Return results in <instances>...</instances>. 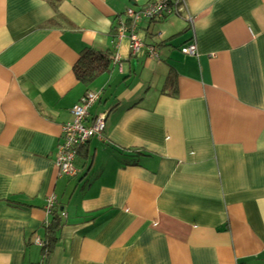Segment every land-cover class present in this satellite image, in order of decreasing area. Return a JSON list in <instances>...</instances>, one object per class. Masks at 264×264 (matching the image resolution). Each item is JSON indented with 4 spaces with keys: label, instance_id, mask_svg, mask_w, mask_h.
I'll list each match as a JSON object with an SVG mask.
<instances>
[{
    "label": "crops",
    "instance_id": "obj_1",
    "mask_svg": "<svg viewBox=\"0 0 264 264\" xmlns=\"http://www.w3.org/2000/svg\"><path fill=\"white\" fill-rule=\"evenodd\" d=\"M160 1L0 0V264H264V0H185L139 25L157 56L135 58L116 30ZM85 50L114 58L88 90ZM88 91L105 143L64 178L61 128Z\"/></svg>",
    "mask_w": 264,
    "mask_h": 264
},
{
    "label": "built area",
    "instance_id": "obj_2",
    "mask_svg": "<svg viewBox=\"0 0 264 264\" xmlns=\"http://www.w3.org/2000/svg\"><path fill=\"white\" fill-rule=\"evenodd\" d=\"M186 10L185 0H175L170 4L169 0H164L156 4H149L143 11L146 18L151 19L153 17L161 18L163 16H170L178 14L181 11ZM133 12L130 11L128 15L133 17ZM128 34L124 25H121L117 31V40L121 42ZM130 41V53L133 57H138L144 50V44L140 41L136 34L132 31L129 36ZM151 56L155 58L157 56L156 50L151 48L149 50ZM184 56L194 57L197 55L196 46H191L182 50ZM119 61V58H117ZM100 101L98 95L89 94L82 102L74 107L72 110L73 122L65 125L61 129L62 145L57 155V168L60 176L68 179H74L78 176L79 171L76 169L74 163L77 155V151L83 148L87 143L92 141L104 142L105 131V116L98 117L95 121L88 125V117L91 108ZM55 205V199L48 201V210H52ZM61 221L66 220V215L63 214L60 217ZM36 245L41 246L40 241Z\"/></svg>",
    "mask_w": 264,
    "mask_h": 264
},
{
    "label": "trees",
    "instance_id": "obj_3",
    "mask_svg": "<svg viewBox=\"0 0 264 264\" xmlns=\"http://www.w3.org/2000/svg\"><path fill=\"white\" fill-rule=\"evenodd\" d=\"M52 2H57V0H51ZM175 0L171 1V3H173ZM161 2V1H160ZM158 2H152V3H149V4H156ZM148 4V5H149ZM147 5V6H148ZM146 6V7H147ZM145 7V8H146ZM144 8V9H145ZM143 9V10H144ZM132 11V10H128L126 13H125V17H126V22L125 23H121L119 26H118V29L120 28L121 25H124V27L126 28L128 34H130L132 31L136 34L137 32V29L139 27V25H141L143 22H147L148 24H151L152 22H156V21H162L164 18H167V17H170V16H163L161 18H156V17H153L151 19H148L145 17L144 15V11H140V12H134L132 11L134 14H133V17H130L128 15V13ZM184 12V11H182ZM175 15V14H173ZM118 29L116 31H118ZM145 45V44H144ZM191 46H194V45H190V46H187L185 48H188V47H191ZM184 48V49H185ZM144 49H148L150 50L151 47L147 48L146 46H144ZM155 49V48H154ZM183 50V49H182ZM182 53V51H181ZM113 62H114V58L112 55H99V54H96L90 50H85L84 52H82V54L80 55V59H79V62L77 63V65L75 66L74 68V75H75V78L77 80V82L82 85L83 87H85L87 90L93 86V84L96 83V81H98L101 77L109 74L111 72V69H112V65H113ZM173 79L172 78V74L170 73L169 77H168V82L172 81L173 82ZM97 95L95 93H92V92H87L86 95L82 98V100L84 98H86L88 95ZM177 92L173 94V96H176ZM99 98H100V95H98ZM82 100L80 101V103L82 102ZM100 102V101H99ZM97 102L90 110L89 112V117H88V125H90V123H92L93 121H95L98 117L96 118H91V111L92 109L99 103ZM79 103V104H80ZM74 109V108H73ZM73 122V121H72ZM71 122V123H72ZM105 124H106V119H105ZM68 125V124H67ZM65 126V125H64ZM106 128V127H105ZM62 129V128H61ZM105 133V131H104ZM104 136V134H103ZM104 138V137H103ZM63 142V139L61 138V144ZM98 142V141H97ZM91 142L87 143L83 148H81L80 150L77 151V155H76V159H75V167L76 169H78V166L80 164L79 161H83V162H92V156H91V153L89 151V145H90ZM99 143H105V139H104V142H99ZM129 153L131 155H135L137 156L138 158L140 157H145V154L143 152H140L138 150H131L129 151ZM122 155H124L123 153H121ZM135 156H130L131 159L135 158ZM78 160V161H77ZM134 163V161L132 162ZM128 164V163H127ZM125 164V166L127 165ZM131 164V163H130ZM136 164V162H135ZM84 165H82V169H84ZM79 173H80V170H78ZM62 227V221L60 219V215L55 212L53 213V222H52V225L46 229L45 231V239L46 241H40L41 243V246L42 247V253L43 255L45 256V260L47 261L49 256L51 255V249H52V246H54V244L57 242L56 241V233L57 231Z\"/></svg>",
    "mask_w": 264,
    "mask_h": 264
}]
</instances>
